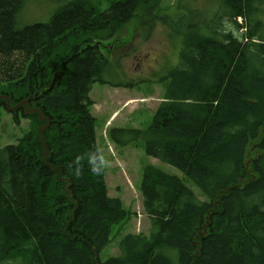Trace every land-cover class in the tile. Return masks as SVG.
Masks as SVG:
<instances>
[{
	"label": "trees",
	"instance_id": "16d2710c",
	"mask_svg": "<svg viewBox=\"0 0 264 264\" xmlns=\"http://www.w3.org/2000/svg\"><path fill=\"white\" fill-rule=\"evenodd\" d=\"M162 1L101 10L66 0L47 22L17 28L23 0H0V109L28 103L11 114L18 125L20 112L26 131L0 148V262L264 264V0H222L235 28L223 32L222 17L177 25L157 15ZM144 16L147 36L159 21L178 39L180 62L159 80L168 83L147 129H111L109 141L142 142L145 156L185 173L208 201L144 166L149 236H121L118 256L100 262L112 226L130 212L108 196L89 93L135 85L112 81L110 54L97 44L119 48L114 37Z\"/></svg>",
	"mask_w": 264,
	"mask_h": 264
},
{
	"label": "rangeland",
	"instance_id": "374dc122",
	"mask_svg": "<svg viewBox=\"0 0 264 264\" xmlns=\"http://www.w3.org/2000/svg\"><path fill=\"white\" fill-rule=\"evenodd\" d=\"M65 1L23 0V8L17 16V28L47 22L51 14ZM91 1L103 10L107 5L119 0ZM164 13L166 14L162 16L169 17L170 21L177 25L210 23L222 17V27L218 28L219 31H234L235 29L228 23V18L223 13L222 0H163L157 15ZM147 18L149 17H140L122 28L115 40L121 48L113 49L109 55L115 69V77L112 81L115 84L125 83L127 88H130L131 84L135 86L131 89H120L94 84L89 94L94 103L90 111L94 117L96 144L102 154L108 196L120 198L124 207L132 213L126 225L112 226L110 241L99 253L100 261L119 254L117 244L123 234L142 233L146 237L149 236L150 223L148 220L142 217H137L136 220L134 216L136 211L143 216L139 186L144 166H153L175 178L179 184L186 185L198 201L207 200L205 193L197 188L196 183L188 180L185 173L145 156L142 142L131 143L126 148H115L104 137L105 127L110 121L111 125L109 124L107 131L111 128L146 130L152 114L160 103L159 99L163 89L168 83V80H165L159 84L160 78L179 65L177 53L180 44L178 39L172 37L171 32L159 21L153 26L152 33L147 36ZM260 20L264 24V13L260 15ZM129 102L132 103L126 105ZM18 118V125H14L11 111L0 109V148L15 144L17 138L26 131L27 121L20 115ZM0 264H17V262L9 260L0 262Z\"/></svg>",
	"mask_w": 264,
	"mask_h": 264
},
{
	"label": "water",
	"instance_id": "95a60500",
	"mask_svg": "<svg viewBox=\"0 0 264 264\" xmlns=\"http://www.w3.org/2000/svg\"><path fill=\"white\" fill-rule=\"evenodd\" d=\"M97 46H99V47H101V48H103V49H107V47H104V46H102V45H100V44H97ZM54 84H55V79H54L53 83L51 84L50 90L53 89ZM26 104H27V103H26ZM6 105L8 106L9 104L7 103ZM26 107H27V106H26ZM16 108H17V107H14L13 109H11V111L15 110Z\"/></svg>",
	"mask_w": 264,
	"mask_h": 264
},
{
	"label": "clouds",
	"instance_id": "9594fccd",
	"mask_svg": "<svg viewBox=\"0 0 264 264\" xmlns=\"http://www.w3.org/2000/svg\"><path fill=\"white\" fill-rule=\"evenodd\" d=\"M95 174L99 175L101 172L100 171H93Z\"/></svg>",
	"mask_w": 264,
	"mask_h": 264
}]
</instances>
